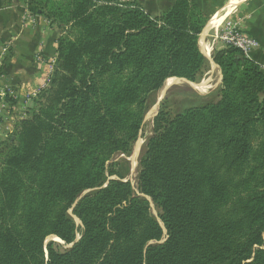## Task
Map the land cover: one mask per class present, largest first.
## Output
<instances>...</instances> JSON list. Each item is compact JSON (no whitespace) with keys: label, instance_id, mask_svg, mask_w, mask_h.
<instances>
[{"label":"trees","instance_id":"trees-1","mask_svg":"<svg viewBox=\"0 0 264 264\" xmlns=\"http://www.w3.org/2000/svg\"><path fill=\"white\" fill-rule=\"evenodd\" d=\"M22 1L60 34L48 87L0 141V264H264L258 66L214 51L217 100L178 112L162 102L132 185L113 159L131 154L167 79L207 72L206 15L194 0L159 16L137 0Z\"/></svg>","mask_w":264,"mask_h":264},{"label":"crops","instance_id":"crops-1","mask_svg":"<svg viewBox=\"0 0 264 264\" xmlns=\"http://www.w3.org/2000/svg\"><path fill=\"white\" fill-rule=\"evenodd\" d=\"M166 1L160 12H156L157 5L152 1L147 7L159 16L174 0ZM194 1L207 22L218 14L216 31L209 32L203 43L210 49V57L213 48L224 47L221 35L234 28L256 41L258 46L248 60L264 74V0H237L239 3L232 7L230 0ZM59 34L57 25L41 15L30 14L22 0H0V141L12 134L34 98L44 90L55 67Z\"/></svg>","mask_w":264,"mask_h":264},{"label":"rangeland","instance_id":"rangeland-1","mask_svg":"<svg viewBox=\"0 0 264 264\" xmlns=\"http://www.w3.org/2000/svg\"><path fill=\"white\" fill-rule=\"evenodd\" d=\"M137 1L143 7L144 11L146 13H149L152 16L155 15V13H153L151 11L153 8L147 7L148 3L150 4V1H152L153 4L157 5L155 7L156 12L157 11L160 12L161 10H163L167 4L166 0H137ZM208 41H210V39H208ZM224 47L213 48L212 53L214 51L223 49ZM212 53H211V55H212ZM211 63L212 62H209L210 65L208 67V70L204 74V76L202 77L200 82L199 83H192V84H200L201 81H204L206 79H210V83L208 85H206L205 88H203L202 90H195L194 88L189 86V83H191V82L188 81L189 83H186V82L182 81L184 79L181 80V79L177 78L178 80H181V82L179 81L178 83H176L177 85L174 84L171 87H169L168 89H166L165 91H162V87H161V89L159 91H157L152 96L151 100L152 101L154 100L153 104H152V106H150V109L148 110V112L144 116L141 131L138 135L136 142L132 146L131 154L129 156L119 155L113 159V162H119L122 159H124L128 162L129 174H128L126 180L130 181V183L132 185L136 184L137 170H138V159L141 155V150L144 146V143L146 142V140L149 137L153 136V119L155 117V114H157V112H158L160 104L162 102L165 103V105L168 107L170 112H178V111H181L182 109H184L185 107L197 106V105H201L204 103L215 102L217 100V88L219 87L220 82H221V73H220V70L218 68H216L215 70H212V64ZM48 81L46 84H48ZM213 84H215V85H213ZM47 87H48V85H47ZM204 90H205V92H204ZM162 93H165L163 96V99L159 103V105L156 106L155 103L157 102L158 97ZM31 105H32V103H31ZM156 110H157V112H156ZM150 211H151V214L158 220V211L154 208V206L152 204H150ZM77 225H80V224H77ZM77 237H79V234L77 235ZM54 238L55 237H53V236L48 237L45 241V245L48 242L52 241V242H55L57 244V247H56L57 250L61 251V250L68 248V246L63 245V243L61 241L57 242L56 239L54 240Z\"/></svg>","mask_w":264,"mask_h":264},{"label":"bare ground","instance_id":"bare-ground-1","mask_svg":"<svg viewBox=\"0 0 264 264\" xmlns=\"http://www.w3.org/2000/svg\"><path fill=\"white\" fill-rule=\"evenodd\" d=\"M244 1V0H242ZM237 3H239L237 0H230V7L236 5ZM217 16H214L213 18L209 19L203 32L201 33L200 35V39H199V48H200V52L205 56V58H210V49L208 47H205L204 46V40L206 39V36H208L209 32L211 31H216L217 27H218V24H219V20H217ZM211 48V47H210ZM212 64V70H215L217 68V66L213 63ZM217 72V71H216ZM212 73V72H211ZM218 73V72H217ZM181 82V80H178L177 78H169L167 79L163 86H162V91H165L166 89H168L169 87H171L172 85L178 83V82ZM210 83V79H206L204 81H201L200 84H192V83H189V86L194 88L195 90H202L203 88H205L206 85H208ZM177 85V84H176ZM215 85V84H213ZM212 85V86H213ZM214 87V86H213ZM205 92V90H204ZM165 94V93H164ZM157 112V110H156ZM152 115V114H151ZM75 222L77 224H79L78 220L75 219ZM56 238H54L55 240ZM57 242H59L57 239H56Z\"/></svg>","mask_w":264,"mask_h":264},{"label":"built area","instance_id":"built-area-1","mask_svg":"<svg viewBox=\"0 0 264 264\" xmlns=\"http://www.w3.org/2000/svg\"><path fill=\"white\" fill-rule=\"evenodd\" d=\"M220 41L224 46H231L241 52L246 59L251 56V53L257 48V43L254 39L250 38L248 35L240 30L230 28L225 31L221 37ZM49 82V81H48ZM48 84L44 85L46 88Z\"/></svg>","mask_w":264,"mask_h":264},{"label":"water","instance_id":"water-1","mask_svg":"<svg viewBox=\"0 0 264 264\" xmlns=\"http://www.w3.org/2000/svg\"><path fill=\"white\" fill-rule=\"evenodd\" d=\"M198 46H199V43H198ZM207 59V58H206ZM209 62H212V60H211V57L210 58H208L207 59ZM213 63V62H212ZM182 80V79H181ZM182 81H184V82H186V83H189L188 81H186V80H182ZM163 96H164V93H162L159 97H158V100H157V102L155 103V105L156 106H158L159 105V103L162 101V99H163ZM154 105V106H155ZM155 116H156V114H155ZM87 193H89V191H86V192H84L83 194H82V196H84V195H86ZM81 196V197H82ZM148 201L150 202V200L148 199ZM74 219H76L75 217H73ZM78 220V219H77ZM78 222H79V220H78ZM79 224H80V222H79ZM79 238L80 237H76V240H75V242L74 243H76L78 240H79ZM57 239V238H56ZM59 242H60V240L59 239H57ZM54 241V240H53ZM72 245L73 244H71V245H69L68 246V248H71L72 247Z\"/></svg>","mask_w":264,"mask_h":264}]
</instances>
